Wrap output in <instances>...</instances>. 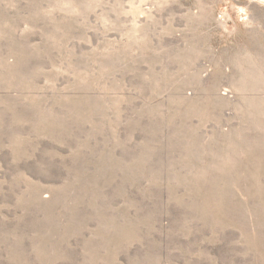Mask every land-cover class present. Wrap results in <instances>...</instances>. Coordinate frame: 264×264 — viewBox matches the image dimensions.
<instances>
[{"label": "rangeland", "instance_id": "374dc122", "mask_svg": "<svg viewBox=\"0 0 264 264\" xmlns=\"http://www.w3.org/2000/svg\"><path fill=\"white\" fill-rule=\"evenodd\" d=\"M0 264H264V0H0Z\"/></svg>", "mask_w": 264, "mask_h": 264}]
</instances>
